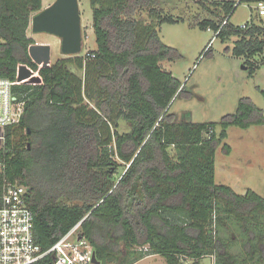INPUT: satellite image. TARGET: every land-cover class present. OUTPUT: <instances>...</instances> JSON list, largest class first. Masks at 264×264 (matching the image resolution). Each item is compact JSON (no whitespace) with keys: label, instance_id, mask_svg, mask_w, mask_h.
I'll list each match as a JSON object with an SVG mask.
<instances>
[{"label":"trees","instance_id":"trees-1","mask_svg":"<svg viewBox=\"0 0 264 264\" xmlns=\"http://www.w3.org/2000/svg\"><path fill=\"white\" fill-rule=\"evenodd\" d=\"M193 1L216 20L192 25L216 31L226 19L216 36L237 37L227 47L232 55L251 64L264 53L258 11L240 27L229 20L234 2ZM89 4L95 48L41 67L29 56L35 42L26 32L42 0H0V76L14 79L20 64L40 76L14 86L23 111L0 152V178L27 187L35 243L46 250L80 222L100 264H133L149 254L167 264H199L205 256L213 264H264V197L215 182L216 146L227 128L263 124L262 110L242 97L218 123L192 122L187 113L176 119L170 104L183 87L160 62L178 53L160 39L159 25L178 19L159 0ZM121 122L129 129L120 132ZM51 263L47 255L36 264Z\"/></svg>","mask_w":264,"mask_h":264},{"label":"rangeland","instance_id":"rangeland-1","mask_svg":"<svg viewBox=\"0 0 264 264\" xmlns=\"http://www.w3.org/2000/svg\"><path fill=\"white\" fill-rule=\"evenodd\" d=\"M225 1L235 3L229 14L230 22L235 25L245 23L257 13L255 3L206 0L207 5ZM53 2L42 0L41 9ZM78 4L83 38L81 55L94 49L95 41L89 0H78ZM159 7L164 14L178 19L175 23L163 22L159 25L160 39L178 53L172 60H163L160 64L171 71L183 87V93L171 101L169 112L178 120L187 113L192 122L218 123L222 116L236 111L240 98L249 97L264 115V53L255 55L251 64L245 63L243 56L232 55L227 47H232L236 36L222 40L214 35L213 29L192 25L203 18L216 20L212 13L193 0H159ZM139 15L146 20V11H141ZM261 19L264 23V16ZM28 27L27 34L35 43L43 41L40 43L51 46V63L59 57L70 56L61 53L57 36L34 32L30 23ZM250 66H254L253 72ZM71 68L82 75L79 69ZM127 128L121 122L119 131L124 132ZM226 132V137L216 146L215 182L228 185L237 193H245L250 188L264 197V123L251 124L246 128L229 126ZM225 144L230 147L228 153L224 151ZM238 250L240 248L233 247L230 252L238 254ZM189 263V259H182V264ZM133 264H167V261L162 255L149 254ZM199 264H213V257L205 256Z\"/></svg>","mask_w":264,"mask_h":264},{"label":"built area","instance_id":"built-area-1","mask_svg":"<svg viewBox=\"0 0 264 264\" xmlns=\"http://www.w3.org/2000/svg\"><path fill=\"white\" fill-rule=\"evenodd\" d=\"M256 9L258 15L264 16V2H257ZM225 22L226 19L216 31L213 30L215 36ZM239 26L245 27L246 24ZM17 74L18 66L14 79L0 76V152L5 146L6 128L16 124L23 111L24 101L15 98L14 86L31 83L17 80ZM33 75L38 72L34 71ZM3 168L0 159V174ZM27 197L24 184L0 178V264H36L47 255L52 256L51 264H92L93 251L79 233L80 222L48 249L41 250L34 240L33 212L26 203Z\"/></svg>","mask_w":264,"mask_h":264},{"label":"water","instance_id":"water-1","mask_svg":"<svg viewBox=\"0 0 264 264\" xmlns=\"http://www.w3.org/2000/svg\"><path fill=\"white\" fill-rule=\"evenodd\" d=\"M30 24L34 32H47L57 36L62 54L75 55L81 52L83 38L78 0H54L51 5L33 14ZM28 53L32 61L41 67H47L51 63V46L47 43L30 44ZM33 73L25 64H20L17 80L40 82V76ZM92 264H100L94 253Z\"/></svg>","mask_w":264,"mask_h":264},{"label":"crops","instance_id":"crops-1","mask_svg":"<svg viewBox=\"0 0 264 264\" xmlns=\"http://www.w3.org/2000/svg\"><path fill=\"white\" fill-rule=\"evenodd\" d=\"M29 28V27H28ZM28 28H27V30H28ZM27 33V32H26ZM28 35V34H27ZM29 36V35H28ZM30 37V36H29ZM38 43H40V42H43V41H37Z\"/></svg>","mask_w":264,"mask_h":264}]
</instances>
